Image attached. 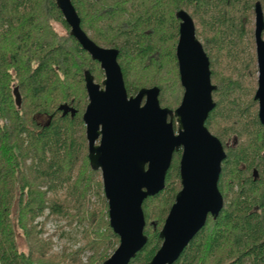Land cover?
Here are the masks:
<instances>
[{"label":"trees","instance_id":"1","mask_svg":"<svg viewBox=\"0 0 264 264\" xmlns=\"http://www.w3.org/2000/svg\"><path fill=\"white\" fill-rule=\"evenodd\" d=\"M71 1L89 38L119 51L128 94L158 87L161 106L171 111L184 96L177 16L183 10L193 18L216 87L206 127L227 155L219 180L224 208L175 264H264V126L255 100L253 22L264 0ZM87 73L105 78L57 0H0V264H102L120 244L101 171L89 158ZM181 157L175 153L165 189L143 204L148 242L130 264L149 263L161 248L160 233L182 189ZM50 221L58 223L53 233ZM66 229L79 230L80 244L56 252L54 238L62 240Z\"/></svg>","mask_w":264,"mask_h":264},{"label":"water","instance_id":"2","mask_svg":"<svg viewBox=\"0 0 264 264\" xmlns=\"http://www.w3.org/2000/svg\"><path fill=\"white\" fill-rule=\"evenodd\" d=\"M57 2L73 37L100 64L105 75L100 85L90 73L86 74L89 104L83 117L90 162L102 172L110 227L120 239L117 250L102 264H130L147 245L143 204L165 189L174 155L182 152V189L160 233L161 248L147 263L175 264L206 226L209 216L216 219L224 207L219 180L227 155L221 141L206 127L216 107V87L195 22L186 11L178 13L176 57L184 96L180 106L171 111L161 106L158 87L129 96L119 51L100 47L89 38L71 0ZM255 15V100L264 126V14L260 3ZM14 95L21 107L19 91L15 90Z\"/></svg>","mask_w":264,"mask_h":264},{"label":"rangeland","instance_id":"3","mask_svg":"<svg viewBox=\"0 0 264 264\" xmlns=\"http://www.w3.org/2000/svg\"><path fill=\"white\" fill-rule=\"evenodd\" d=\"M263 7H264V4H263ZM254 16H255V12H254ZM253 22L255 24V17H254ZM55 29L60 34L65 33L64 29L59 24H55ZM254 32H255V29H254ZM104 77H105V75H104ZM104 80H105V78L102 80L101 79L96 80V82L98 84L102 85ZM136 94L137 93L133 94V96H135ZM15 100H16V98H15ZM180 104H179V106H180ZM176 129H177V125H176ZM14 217L16 218L15 212H14ZM41 221H43V218L38 219L37 222H41ZM57 224L58 223H56L55 221L48 222L46 225L48 232L53 233L57 227ZM63 234H64V238L62 240L59 239L57 236L54 238V242H55L54 251L59 252L61 250L62 245H64V244L70 245L72 247L79 246V244H80V233H79L78 229H74V230L66 229L65 233H63ZM17 238H18V244L20 246V249L23 251H27V243H26L25 239L23 238V236L21 235L19 230L17 231ZM89 256H90V254H87V257H89ZM87 257L84 258V262H87Z\"/></svg>","mask_w":264,"mask_h":264},{"label":"flooded vegetation","instance_id":"4","mask_svg":"<svg viewBox=\"0 0 264 264\" xmlns=\"http://www.w3.org/2000/svg\"><path fill=\"white\" fill-rule=\"evenodd\" d=\"M261 6H262V9H263V14H264V7H263V5L261 4ZM254 12H255V10H254ZM256 16V15H255ZM264 35V34H263ZM130 96V95H129ZM101 175H102V172H101ZM102 180H103V177H102ZM103 186H104V184H103ZM224 198V197H223ZM224 208V207H223ZM210 217V216H209ZM212 217V216H211ZM209 219V218H208Z\"/></svg>","mask_w":264,"mask_h":264}]
</instances>
